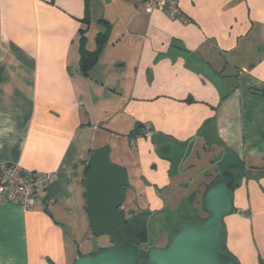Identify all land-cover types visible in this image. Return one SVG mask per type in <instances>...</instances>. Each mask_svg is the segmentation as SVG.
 Instances as JSON below:
<instances>
[{"label":"crops","instance_id":"0c3cea01","mask_svg":"<svg viewBox=\"0 0 264 264\" xmlns=\"http://www.w3.org/2000/svg\"><path fill=\"white\" fill-rule=\"evenodd\" d=\"M180 6L188 21L148 13L145 0H0V164L56 174L33 209L0 204V264L94 251L81 250L94 232L77 176L100 148L127 171L126 216L188 206L196 218L229 170L227 249L240 264L264 260V0ZM103 31L85 75L81 37L95 51ZM144 123L152 134L133 144Z\"/></svg>","mask_w":264,"mask_h":264},{"label":"water","instance_id":"95a60500","mask_svg":"<svg viewBox=\"0 0 264 264\" xmlns=\"http://www.w3.org/2000/svg\"><path fill=\"white\" fill-rule=\"evenodd\" d=\"M231 177L221 175L207 188L203 208L208 216L186 221L167 246L147 252L146 264H240L224 250L228 236L225 218L234 209ZM129 185L127 171L116 165L106 148L91 152L85 176V198L91 228L96 235L112 234L126 219L123 203ZM141 247L129 240L81 255L74 264H137Z\"/></svg>","mask_w":264,"mask_h":264},{"label":"built area","instance_id":"2783aa9c","mask_svg":"<svg viewBox=\"0 0 264 264\" xmlns=\"http://www.w3.org/2000/svg\"><path fill=\"white\" fill-rule=\"evenodd\" d=\"M145 10L148 13L162 10L170 17L188 21L181 10L180 0H145ZM152 132V125L144 123L143 132L137 136H150ZM136 138L132 137L133 144ZM55 177V173L36 172L19 164H0V204L13 203L31 210Z\"/></svg>","mask_w":264,"mask_h":264},{"label":"rangeland","instance_id":"374dc122","mask_svg":"<svg viewBox=\"0 0 264 264\" xmlns=\"http://www.w3.org/2000/svg\"><path fill=\"white\" fill-rule=\"evenodd\" d=\"M88 159L89 158H87L86 160H88ZM207 166H209V165L208 164L205 165L204 162H201L200 166L196 167L195 171H192V173L194 174V173L200 172L201 170H203L202 172L204 173V170H206ZM85 167H86L85 164L82 167L80 166V168L78 170V176H77V184H79V186L81 187L80 189L82 191L83 190L85 191V186H83V184H82V179L84 177ZM218 173L219 172H217L216 174H218ZM198 185H199V183L195 184V186H194L195 190L197 189ZM184 193H187V192L184 191ZM180 197H183V195L178 196V199H180ZM200 207H201L200 209H198L197 206L192 207L195 214H196V218L199 219V218L207 217L208 213L204 210L202 205ZM189 210H191V209H190V207L187 206L186 208L184 207V209L182 207H180L175 212L170 211V209H168V210H166L167 213H165L163 215H158L155 213H136V214L134 213V214H127L126 218L127 219L141 218V219H143V221L147 225V229H148V233H149V240L143 246L144 251L147 252L149 250V248L154 247V246H158V247L167 246L170 242V239L176 233V231L186 221H188V219L195 218V216L192 215V217H188V219H186V217L188 216V215H186V213H188ZM241 215L244 216L245 218L248 217L251 219V216L249 214H241ZM93 235H94L93 241H90V242L88 240L81 241V244H82L81 250L82 251L86 250L87 246L94 247V245L96 244L97 246L94 249V251L92 252V253H94L100 249H104V248L114 246L118 242L117 239L114 238V236L112 234H102V235L93 234ZM91 242H92V245H91ZM93 243H94V245H93ZM259 256H260L259 258H261L263 256V254L260 253ZM248 259L250 260V261H248V264H249V263H251L253 256H248ZM139 264H145V260L144 259L140 260Z\"/></svg>","mask_w":264,"mask_h":264},{"label":"trees","instance_id":"16d2710c","mask_svg":"<svg viewBox=\"0 0 264 264\" xmlns=\"http://www.w3.org/2000/svg\"><path fill=\"white\" fill-rule=\"evenodd\" d=\"M106 36H107V32H105V31L99 32L97 34V38H96V41H97L96 50L95 51H88L86 49V46H85L87 37L84 34L82 35V37H81L80 69L83 72V74H85V75L89 74V70L97 62L101 47H102V45L104 43V40H105ZM142 132H143V125L140 124V125L137 126V128L133 132L132 136H137V135L141 134ZM84 164L86 165V167H85L84 177L82 179L83 186H85V176H86V173H87V171L89 169V159L85 160ZM221 175H225V176L231 177L230 188L233 190V187H234L233 174L229 170H227V171H224L223 173L217 175L216 178H218ZM124 190H126V188ZM84 195H85V192H84ZM205 218L206 217L199 218V219L203 220ZM190 219H188V220H190ZM112 235L114 236V238L117 239V241H118L117 244L121 243L124 240H129V241L139 245L141 247V252H140L139 257L137 259V264H139L140 260H142V259L145 260V264H146L147 252L148 251L145 252L143 246L149 240V233H148L147 225L145 224L143 219H141V218H137V219H127L126 218V219H124V221L122 222L121 226L114 233H112ZM117 244H115V245H117ZM224 250L226 252H228V253H231V252L228 251L226 245L224 247ZM261 264H264V260L261 261Z\"/></svg>","mask_w":264,"mask_h":264}]
</instances>
